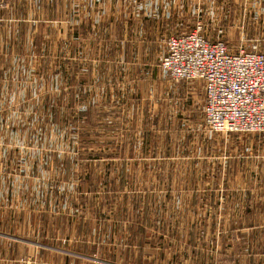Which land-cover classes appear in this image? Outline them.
<instances>
[{"label":"crops","instance_id":"obj_1","mask_svg":"<svg viewBox=\"0 0 264 264\" xmlns=\"http://www.w3.org/2000/svg\"><path fill=\"white\" fill-rule=\"evenodd\" d=\"M256 2L264 8V0ZM161 9L157 0H6L0 9V145L16 142L23 148L33 142L40 146L42 138L48 139L44 134L50 123L48 115L56 112L58 120L59 113L74 112L81 135L89 136L84 140L121 146L119 149L130 160L137 149L144 153L146 146L143 139H132V117L136 115L137 122L142 120L143 111L151 108L147 104L150 99L160 103L162 115L181 112L193 116L194 121L187 127L181 125L182 129L199 130L197 102L203 99L201 84H166V77L158 70L167 33L173 30L158 29ZM61 33L76 39L71 42L72 56L84 55L85 73L80 61L77 65L64 57L65 37ZM49 83H53V89ZM114 112V118L119 119H112L110 114ZM26 115H34L29 126L22 123L21 117ZM13 120H18V130ZM97 123L104 126L99 129ZM31 129L41 138L33 136ZM86 129L91 133H84ZM237 140L240 138L226 141L238 142V147L229 151L236 164H229L227 172L235 181L246 175L264 184V135L244 140L250 161H244L243 148ZM210 144L204 135L202 151L209 152ZM30 156L28 161L34 162L32 153ZM7 160L12 167L22 159L18 155L7 159L6 152L0 154V175L8 179L2 187L12 198V173ZM8 195L0 194V203L18 208L21 203L8 200ZM27 208L36 209L31 203ZM261 210L244 221H217L219 232L212 233L211 228L204 227L199 236L195 235L192 220L144 219L134 227L133 220L131 225L128 218H121L109 223L105 234L99 233L98 225L92 222L89 234L65 233L61 239L62 243H89V252L79 247L75 251L53 252L60 264H264V205ZM24 221L27 226H35L36 220ZM147 226L155 231L150 234ZM173 226L176 233H171Z\"/></svg>","mask_w":264,"mask_h":264},{"label":"rangeland","instance_id":"obj_2","mask_svg":"<svg viewBox=\"0 0 264 264\" xmlns=\"http://www.w3.org/2000/svg\"><path fill=\"white\" fill-rule=\"evenodd\" d=\"M157 2L162 6V17L156 19L158 29H173L166 39L200 28L205 37L224 41L231 50L242 47L264 53V8H259L256 0ZM60 36L65 37L64 57L71 58L77 65L80 61L81 71L85 73L84 55L72 56L71 42L75 43L76 39L72 34L61 33ZM158 70L166 77V84L174 83L164 71ZM49 85L53 89V83ZM148 101L151 108L143 111L141 122H137L136 115L132 117V139L140 138L138 142L143 139L144 153L137 149L136 156L130 160L127 153L119 149L121 146L84 140L89 136L81 135L78 115L74 112L59 113L58 120L56 112H51L48 129L44 130L48 139L42 138L40 146L33 142L23 148L16 142L0 145V154L6 152L7 159L16 155L22 159L12 167L7 160L12 173L9 177L12 198L2 187L8 179L0 175V194H9L8 200L21 203L12 209L6 202L0 203V264H60V258L53 251H75L79 247L78 250L89 252V243H62L61 239L65 233L89 234L93 223L98 225L99 233L105 234L104 228L121 218L133 220L134 227L144 219H184L196 224L195 235L199 236L204 227L211 228L212 233L219 232L220 226H215L217 221L246 220L262 211L264 184L246 175L235 181L227 172L229 164L230 167L236 164L229 151L238 147V142L226 141L239 137L237 141L241 142L243 151L238 148L237 151L242 153L244 161H250L244 140L258 134L209 133L202 115V98L197 102L201 128L191 132L181 125L187 127L194 121L193 116L181 112L162 115L160 103ZM158 111L164 117L158 115ZM115 114H110L112 119H119L114 118ZM33 117L22 116V123L29 126L34 122ZM12 124L18 130V120H13ZM97 126L101 129L104 125L97 123ZM84 131L91 133L89 129ZM31 132L41 138L34 129ZM204 135L211 141L209 152L202 151ZM2 141L5 143L6 139ZM30 152L34 162L28 161ZM168 174L175 176L166 177ZM29 203L34 204L35 211L27 208ZM24 219L36 220L35 226H27ZM66 223L71 226L67 227ZM146 230L150 234L155 231L149 226ZM171 233H176L174 226Z\"/></svg>","mask_w":264,"mask_h":264},{"label":"built area","instance_id":"obj_3","mask_svg":"<svg viewBox=\"0 0 264 264\" xmlns=\"http://www.w3.org/2000/svg\"><path fill=\"white\" fill-rule=\"evenodd\" d=\"M159 68L173 82L201 84L209 133L264 135V53L231 50L195 28L166 39Z\"/></svg>","mask_w":264,"mask_h":264}]
</instances>
